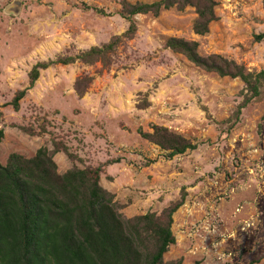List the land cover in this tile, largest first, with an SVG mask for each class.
<instances>
[{"label":"rangeland","instance_id":"obj_1","mask_svg":"<svg viewBox=\"0 0 264 264\" xmlns=\"http://www.w3.org/2000/svg\"><path fill=\"white\" fill-rule=\"evenodd\" d=\"M120 1L0 0V162L13 152L31 157L39 147L66 146L72 156H53L57 172L101 165L100 183L115 194L125 218L159 215L184 190L164 261L264 264V84L260 99H251L230 126L243 81L207 72L165 46L172 36L194 40L201 55L220 54L259 71L264 41L254 35L264 31L262 0H215L217 18L204 35L192 30V6L137 14L135 34L123 38L108 65H51L40 70L19 109L11 106L37 62L121 35L128 21ZM152 125L196 148L169 157L138 133Z\"/></svg>","mask_w":264,"mask_h":264},{"label":"trees","instance_id":"obj_2","mask_svg":"<svg viewBox=\"0 0 264 264\" xmlns=\"http://www.w3.org/2000/svg\"><path fill=\"white\" fill-rule=\"evenodd\" d=\"M121 16L128 21L127 29L101 46H91L76 55L61 56L40 61L28 73L27 88L18 90L10 104L15 111L39 77L40 70L54 64L66 65L79 60L110 63L123 38L130 39L136 32L134 16L186 6L195 9L192 30L197 35L209 31L216 20L215 0H157L151 3L121 0ZM264 9V0H262ZM257 42L264 41V31L254 35ZM165 46L183 54L190 62L207 72L221 77L240 78L244 87L243 100L227 119L235 125L251 99H260L264 84V68L246 71L220 54L201 55L198 42L181 37H169ZM78 84V82H76ZM1 116V112H0ZM233 119V120H232ZM150 132L138 129L140 136L165 150L169 157L196 148V143L161 125H152ZM39 135L41 131L22 128ZM44 131V130H43ZM4 132L0 128V143ZM70 155L66 146L54 144L49 150L39 147L31 157L13 152L0 162V264H181L182 260L164 261L163 255L175 243L171 231L173 213L184 203L185 191L180 199L170 203L159 215L152 212L125 218L115 194L100 183L101 165L78 168L72 166L62 174L57 172L53 160L55 153ZM118 160H115L117 162ZM229 264V263H226Z\"/></svg>","mask_w":264,"mask_h":264}]
</instances>
